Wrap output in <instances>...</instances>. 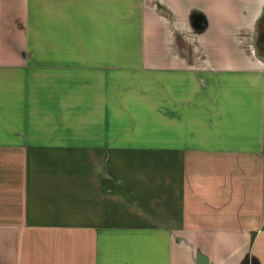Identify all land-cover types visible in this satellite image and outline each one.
I'll list each match as a JSON object with an SVG mask.
<instances>
[{
  "label": "crops",
  "instance_id": "crops-1",
  "mask_svg": "<svg viewBox=\"0 0 264 264\" xmlns=\"http://www.w3.org/2000/svg\"><path fill=\"white\" fill-rule=\"evenodd\" d=\"M0 264H264V0H0Z\"/></svg>",
  "mask_w": 264,
  "mask_h": 264
},
{
  "label": "water",
  "instance_id": "water-1",
  "mask_svg": "<svg viewBox=\"0 0 264 264\" xmlns=\"http://www.w3.org/2000/svg\"><path fill=\"white\" fill-rule=\"evenodd\" d=\"M206 26H207V23H206L205 21H200V22L198 23L197 29H198L199 31H204L205 28H206Z\"/></svg>",
  "mask_w": 264,
  "mask_h": 264
}]
</instances>
